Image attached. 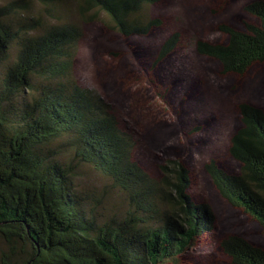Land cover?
I'll list each match as a JSON object with an SVG mask.
<instances>
[{
  "label": "trees",
  "instance_id": "obj_1",
  "mask_svg": "<svg viewBox=\"0 0 264 264\" xmlns=\"http://www.w3.org/2000/svg\"><path fill=\"white\" fill-rule=\"evenodd\" d=\"M158 1L83 0L79 11L84 22L103 14L121 35H145L161 21L137 15ZM20 8L18 1L0 7V237L7 244L0 264L176 263L214 220L211 208L189 192V168L168 159L160 178L145 171L111 106L74 77L81 27L21 18ZM245 10L257 23L221 24L225 43L196 42V51L217 60L223 74L243 75L264 62V0ZM180 43V33L171 34L157 62ZM238 110L241 124L229 153L239 171L229 173L215 160L205 170L221 196L264 229V110L250 103ZM80 164L123 193L122 217L99 221L86 206L75 192ZM221 247L233 264H264V250L241 236H228Z\"/></svg>",
  "mask_w": 264,
  "mask_h": 264
},
{
  "label": "rangeland",
  "instance_id": "obj_2",
  "mask_svg": "<svg viewBox=\"0 0 264 264\" xmlns=\"http://www.w3.org/2000/svg\"><path fill=\"white\" fill-rule=\"evenodd\" d=\"M12 1L23 4L21 18H40L43 24L69 21L81 27L74 77L111 106L119 126L135 140L133 159L145 171L160 178L159 167L168 159H179L189 168V192L196 203L211 208L214 220L211 229L170 264H233L221 247L231 235L264 250L262 226L221 196L205 170L215 160L229 173L239 171V162L229 153L230 139L241 124V103L264 110V62L254 63L243 75L223 74L217 60L196 51L198 40L227 41L218 28L221 24L243 29L246 22L257 23L245 10L253 0H159L137 17L144 22L156 18L161 24L133 36L111 29L103 14L82 21L83 0H0V7ZM176 32L180 45L157 62L163 42ZM76 167L75 192L94 216L99 221L122 217L123 193L93 167ZM2 251L7 244L0 237V255Z\"/></svg>",
  "mask_w": 264,
  "mask_h": 264
}]
</instances>
